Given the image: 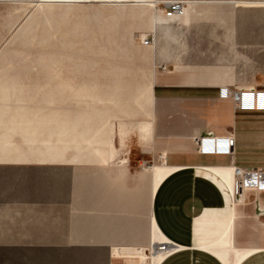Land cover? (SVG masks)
Segmentation results:
<instances>
[{"label": "crops", "instance_id": "crops-1", "mask_svg": "<svg viewBox=\"0 0 264 264\" xmlns=\"http://www.w3.org/2000/svg\"><path fill=\"white\" fill-rule=\"evenodd\" d=\"M156 25L150 22L155 41L146 46L154 66L151 107L146 118L139 117L138 136L130 135L138 140L131 149L142 159L137 163L152 159L153 166L133 174L136 161L122 154L125 142L121 148L107 142L83 145L90 154L69 159L68 147L53 144L48 148L58 152L50 156L53 163L84 165L78 174L73 167L69 177L83 183V190H57L47 197L8 193L0 205V246L67 253L83 246L102 250L106 264H155L152 245L166 243L156 264H226L220 255L228 264H264V191L244 190L236 199L228 185L234 166L264 169V111L238 109L231 98L221 97V87L239 84L221 69L187 64L212 55L181 42L194 35L157 31ZM29 133L39 134L37 128ZM224 135L234 138L231 154L199 151L198 137ZM5 136L0 164L28 163L22 146ZM156 166L166 170L158 185ZM226 235L230 245L222 248Z\"/></svg>", "mask_w": 264, "mask_h": 264}, {"label": "rangeland", "instance_id": "rangeland-1", "mask_svg": "<svg viewBox=\"0 0 264 264\" xmlns=\"http://www.w3.org/2000/svg\"><path fill=\"white\" fill-rule=\"evenodd\" d=\"M175 1L187 7L185 16H166L165 6ZM153 14L157 31L194 35L181 42L212 53L204 56L206 62L188 65L219 68L239 87L264 88V0H154L151 6L0 0V144L10 134L28 162L0 164V205L11 192L47 197L57 190H83V183L69 177L73 167L78 174L84 165L53 163L50 156L58 153L48 149L53 144L68 147L69 159L89 155L83 145L121 148L125 142L122 154L136 161L133 174L153 166L152 159L137 163L142 159L131 149L138 140L130 136L137 135L139 117L146 118L151 107L154 66L142 40L153 34ZM7 88L10 99L2 95ZM8 113L17 117L8 119ZM35 128L37 137L29 133ZM74 252L0 246V264H106L102 250L77 246Z\"/></svg>", "mask_w": 264, "mask_h": 264}, {"label": "built area", "instance_id": "built-area-1", "mask_svg": "<svg viewBox=\"0 0 264 264\" xmlns=\"http://www.w3.org/2000/svg\"><path fill=\"white\" fill-rule=\"evenodd\" d=\"M185 9L183 3L175 1L165 6L164 10L168 16L182 13ZM155 37L148 34L142 40L143 45L154 44ZM164 69V66H161ZM220 96L231 98L238 109L264 111V89L257 87L223 86L220 88ZM199 151L205 154H231L234 144L232 135L224 136H201L196 139ZM164 158L163 155L159 160ZM235 180L233 189L230 188L233 197L240 195L244 188L255 191H264V169L263 168H232Z\"/></svg>", "mask_w": 264, "mask_h": 264}, {"label": "bare ground", "instance_id": "bare-ground-1", "mask_svg": "<svg viewBox=\"0 0 264 264\" xmlns=\"http://www.w3.org/2000/svg\"><path fill=\"white\" fill-rule=\"evenodd\" d=\"M164 12H165V10H164ZM156 13V12H155ZM166 13V12H165ZM187 14V7L184 9V11L182 12V13H176V14H174V15H172V16H168L167 15V13H166V16L167 17H172V18H175V17H183V16H185ZM150 22L152 23V26H153V23H155V19H154V14L151 16V18H150ZM145 37V36H144ZM144 37H143V39H144ZM150 86V85H149ZM2 93H3V96H4V98H6V99H10L11 97H12V95H11V88H7L5 91H2ZM36 136V135H35ZM3 143H6L7 144V141L6 142H4L3 141ZM3 146V145H2ZM0 148H1V145H0ZM154 171L156 172V184L158 185L159 184V182H160V180L163 178V176L165 175V173H166V170L164 171V169L163 168H161L160 166H156L155 167V169H154ZM234 180H235V176H234V173L232 172V176H231V178H230V180H229V182H228V185H229V188H231V189H233V184H234ZM244 190H252V189H248V188H244L242 191H241V193L244 191ZM240 193V194H241ZM235 198L236 199H238L239 198V195H237V196H235ZM228 237H227V235L224 237V240H223V244H221V247L222 248H226V247H228L229 245H230V243L228 242ZM157 240H159V239H157ZM222 242V241H221ZM168 247V244H166V243H162V244H160V245H158V246H153L152 245V247H151V250H150V254H152V255H156L155 257H157L156 259H155V264L161 259V257H162V253H165V251H166V248ZM229 250V249H228ZM223 254V253H222ZM225 255V254H224ZM221 256V258L224 260V262L226 263V264H228V262L226 261V258L224 257V256H222V255H220Z\"/></svg>", "mask_w": 264, "mask_h": 264}]
</instances>
